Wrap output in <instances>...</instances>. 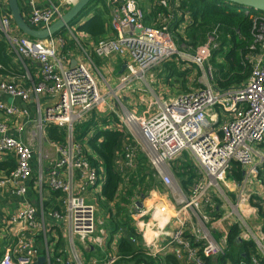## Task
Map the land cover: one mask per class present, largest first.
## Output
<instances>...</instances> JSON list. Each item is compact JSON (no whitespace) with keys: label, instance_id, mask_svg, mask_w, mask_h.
<instances>
[{"label":"built area","instance_id":"built-area-1","mask_svg":"<svg viewBox=\"0 0 264 264\" xmlns=\"http://www.w3.org/2000/svg\"><path fill=\"white\" fill-rule=\"evenodd\" d=\"M18 1L24 2L28 10L24 16L26 23L33 29L43 30L79 0H45L46 6L41 8L37 6L38 0ZM177 1L159 0L165 24L153 28L145 25L139 0H107L112 35L94 44L91 54L80 49L81 54L72 68L70 62L60 56V39L51 36L34 40L13 36L10 19L0 15V35L9 52L18 61L35 65L40 77L37 84L29 87L12 80H0V96L17 99L24 104L36 102L38 132H43L49 124L66 130L64 144H54L58 154L53 164L55 172L44 180L41 171L36 177L32 176L29 147L20 139L6 136L8 128L0 122V160L15 161L8 173L0 174V188L11 189L16 196H23L32 181V188L40 197L37 207L24 205L16 215L6 219V226L14 231V241L2 246L0 264H36L40 257L44 258L43 264H116L121 259L117 248L111 244L116 236L110 243L108 233L102 228L103 218H97V198L105 182L103 170L86 161L82 149L72 137L75 123L91 112L103 111V108L114 115L131 140V132L139 136L141 154L154 176L162 187L176 195V209L156 197L154 192L143 200L137 195L129 200L126 217L136 228V235L130 243L146 256L157 259V264L165 263L163 255L169 248L171 257L184 264H206L207 261L217 264L216 260L224 256L226 237L215 239L207 227L219 209L213 207V198L222 195L219 183H224L232 164L246 169L243 183L255 177L264 180L260 175L264 170V158L259 151V147L264 145V14L243 9L246 16L260 15L250 16L251 45L244 63L251 67V72L239 86L219 90L213 83L212 68L208 65L212 52L220 49L218 29L214 28L192 53L179 51L188 49L179 48L172 36L171 25L182 18L176 13ZM183 20L187 22L185 16ZM65 29L69 31L70 28L66 26ZM92 56L99 60L118 57L123 63L124 72L119 84L108 87L105 93L100 91V81L94 75L96 69L92 66ZM176 58L199 71L195 89L159 102L157 110L145 118L128 112L117 98L120 109L112 104L113 89H123L136 80H143L152 69ZM42 94L52 101L44 115L37 105ZM0 113L6 118L22 119L19 132L30 122L27 108L18 109L1 100ZM137 152L136 146L125 143L116 155V164L120 165L123 173L135 169ZM183 152L191 155L202 174L188 194L181 192L171 167ZM45 189L62 195L60 210H43ZM233 214L229 213L223 219L228 221ZM237 217L239 223L232 219L231 226L241 228L244 219ZM46 218L55 220L63 230L65 246L59 251L55 252L47 239ZM186 230L192 232L194 245L190 244ZM118 232L122 233L121 230ZM36 239L44 247L42 251L35 245ZM253 239L256 242L254 235ZM78 242L88 250L97 249L103 257L85 261ZM256 250L248 264H264V246ZM238 264L247 263L241 261Z\"/></svg>","mask_w":264,"mask_h":264},{"label":"trees","instance_id":"trees-1","mask_svg":"<svg viewBox=\"0 0 264 264\" xmlns=\"http://www.w3.org/2000/svg\"><path fill=\"white\" fill-rule=\"evenodd\" d=\"M106 2L107 0H91L77 17L68 24V28L75 27L76 33H83L91 37L96 44L100 39L106 37L108 32L111 33L109 8ZM146 2L149 4L148 8L145 9V6H140L144 13L145 25L153 28L163 26L165 24L162 19L164 10L159 7V0H146ZM176 13H179L182 18L171 25L173 40L179 48L190 49L188 52L192 53L196 47L206 40L208 34L214 28L218 29L220 49L213 55L216 57L217 53H222L223 60L221 62V59H219L218 62L227 64L228 67L225 71H216L215 86L217 89L235 88L247 80L251 67L244 63V59L247 57L248 48L251 45L250 16L260 15L251 14L246 16L244 11L238 10L235 6L221 0H178ZM184 16L187 18L185 23ZM66 34L67 29H62L53 36L62 41L60 56L64 58L68 56L69 51H75L78 47L73 40L67 38ZM13 58V55L7 49L6 43L0 37V80L6 81V77L16 74L18 76L23 75L21 70H15L16 65L13 63ZM160 66H163L164 73H162L161 80L164 84L174 87L175 82L181 83L182 89L187 86L191 75L189 68L183 70V66H180L175 60L163 62ZM190 68L195 69L192 66ZM196 74H199L197 70ZM110 123H112L113 129L107 128ZM117 124L118 121L112 114L100 119L94 112H91L86 119L73 125V141L80 146L82 155L92 167H101L103 170L105 182L101 188L100 197L102 199L98 197V203L102 205V208L104 205L108 206L110 203H115L113 204V208L116 207L115 213L109 209L106 215V211H103L104 225L102 228L108 233L109 242L113 240L118 230L122 231L117 247L121 259L116 264H157V259L146 256L142 250L130 243V240L136 234L131 226V220L126 217V212L129 200L133 196L144 195L152 188L159 189L161 184L139 150L135 169L126 173L120 170V167L116 164V155L122 151L125 143L133 144V142L131 137L127 136ZM44 131L49 142L57 145L64 144L66 140L64 127L49 124L45 126ZM13 167L2 164L0 171L8 173ZM171 167L173 178L178 181L180 189L185 194L190 193L193 185L202 178L201 171L187 152H183ZM230 169L235 181L240 182L241 169L239 165L232 164ZM125 179L126 182H124ZM45 190L50 197L48 201L43 203V210L45 212L60 210L62 195L49 189ZM249 200V205L256 210V214L261 221V233L264 235V207L260 199L255 196H252ZM213 202L218 204L216 198H213ZM119 203L124 204L123 209L120 208ZM214 218H219L218 213H215ZM187 238L189 240V236ZM226 239L225 254L216 260L217 264H238L241 261L248 264L250 257L257 253L254 242L240 240L238 226H231L228 229ZM189 242L194 245L192 240H189ZM59 247L60 241L54 245L55 252L61 250ZM164 264L181 263L175 258L167 256ZM206 264L214 263L207 261Z\"/></svg>","mask_w":264,"mask_h":264},{"label":"crops","instance_id":"crops-1","mask_svg":"<svg viewBox=\"0 0 264 264\" xmlns=\"http://www.w3.org/2000/svg\"><path fill=\"white\" fill-rule=\"evenodd\" d=\"M139 4H140V6L143 5L142 7L145 6L144 7L145 9L148 8V6H149V4L147 2L142 4L141 0L139 1ZM19 6H20V9L22 11V15L24 17L25 15H27L28 10L25 8L24 2L20 1ZM37 6L40 8L46 6V1L45 0H38ZM0 15L10 19L11 34L13 36H18V37L23 36L16 29L15 25L13 24L12 18H11L10 13H9L7 0H0ZM67 33H70L72 35V37H67V38L73 40L76 43V46H78L75 51H69L67 57H65V58L62 57L64 60L69 61L70 65H71V62L72 61L75 62L76 59L81 54L80 49H84L86 52L91 54L92 48H93L95 43L91 39V37H89L83 33H76L75 27H71L69 29V31L67 30ZM111 35L112 34L110 32H108L106 37H110ZM0 37H1V35H0ZM1 39H2V37H1ZM56 39L59 40V38H57V37H56ZM7 49L10 50L8 46H7ZM10 54H12V53H10ZM13 57H14L13 63L16 65L15 70L16 71L21 70L23 72V75L18 76L16 74L14 76L6 77L7 78L6 81L12 80V81L16 82L17 84H19L23 87H29L32 84L33 85L37 84L40 81L39 72H38L37 67H35V65L30 64L28 62L22 63V62L18 61L14 55H13ZM92 66H93V68L96 69V72H94L95 75L97 74L101 78V81L99 82V84H100V91L102 93H105L108 87L113 88L114 85H116L117 80H119L120 76L124 72L123 63L121 62L120 58H118V57H112V58L106 59V60H99V59L92 56ZM137 84H138L137 82H133L130 84L129 88H127V90H126L127 92H124V94L129 93L128 97L122 96V98H121L122 104H124L129 110H131L133 108V110H135L136 112L138 111V108L144 107V108H146V112L148 115L151 112L155 111L154 109H152V110L149 109V107L152 106L154 101L157 103L156 100L161 95H159L156 98L151 96L150 98L143 99V95L133 93L134 91L141 93V88L140 87L138 88ZM161 86L162 85L160 84V87ZM162 88H168V87L164 85V86H162ZM133 94H135L137 97L133 96ZM0 100L2 102H4L5 104L12 105L18 109H23V108L28 109V111L30 113V118H29L30 122L23 127V130L21 132L18 131L20 126L23 124V120L20 118H6L0 113V122L4 123L8 128V131L6 132V136L12 137L14 139H20L24 144H26L29 147V149H30L29 164H30V167L32 170V176L36 177L38 175L39 171H41V174L45 180L50 173L55 172L53 170V164L57 160L58 154L55 150L54 143H51L47 140L45 131L44 130H43V132L37 131L38 128L36 127V124H37L39 115L36 114V112H35L34 104H36V102H29L27 104H24L20 100L11 99V98L4 96V95L0 96ZM161 101H164V100H161ZM51 103H52V101L50 100V98L48 96L43 95V94L40 95L38 100H37V105L39 106L40 111H42V110L45 111V109L48 106H50ZM95 112H94V114L97 115V117L100 119H102L104 117H108L110 114V113L108 114L105 111H97L99 113H95ZM142 112H140V113H142ZM87 116L85 117V119L87 118ZM107 128L113 129L114 127H113L112 123H110V125H108ZM42 137H43V139H42ZM0 138H1V135H0ZM2 164H6V165H8V167H13V165L15 164V161L13 159H11L9 161H6L3 159V160H0V168L2 167ZM240 169H241V181L237 182V181H235V179L233 177L227 178L224 181V183H222L224 191L221 188H219L220 191L222 192V195H221L222 200H220L218 197L217 199H219L220 202L217 200L218 204H216L214 202V205H213L214 208L219 207V209L217 211L214 210L215 213H218L219 218H217V219L214 218L215 217V213H214L207 226L211 230L213 236H214V234L218 236L217 240H219V239L222 240V239H224V237H227L228 229L231 227L232 222L230 221V219L228 221H225L222 218V217L228 216V215H224L227 210L230 209L231 214H233L234 210H236V212H234V214L230 217L232 219H234L233 218L234 215L241 216L243 219H244V214L246 215V217L247 216L249 217L252 214L251 210L255 211V209L252 207H249L248 206L249 204L246 201H247V197L251 198L252 196L259 198L262 206L264 207V182H263L264 180L261 177L260 178L255 177V178H250L246 183H243V173H244V170H246V169L241 168V167H240ZM2 173H4V172L0 171V174H2ZM231 173H232V171L230 170L229 175H231ZM56 175H57V173H56ZM32 186H33V182L31 181L30 186L28 185V190H27L26 194L23 196H16L15 194H13L11 189L0 188V252H1V248L3 245H6V244L14 241L13 240L14 231H13V229L8 228L6 226V224H5L6 219L8 217H12V216L16 215L17 211L20 208H22L24 205L29 204V205L34 206V207L38 206V203L40 201V197H39V194H37L35 192V189L32 188ZM164 191L167 192L168 189L165 187H162L159 189L158 188H156V189L152 188L151 190L146 192L144 195H140V197H141L140 199L143 200L144 198H146V196L149 197V195L153 194V192H154L156 197H160L161 200H163L164 202L175 207V209L178 208L177 203L174 201L175 198L171 197V199L173 201V202H171L169 199H167V195L165 194ZM181 192H182V190H181ZM224 192L226 195H224ZM169 193L170 192H167V194H169ZM182 193L185 194L184 192H182ZM49 197L50 196L47 193V191L44 190V192H43L44 200L48 201ZM100 198L102 199V197H100ZM244 204L247 206V209L244 211L245 213L243 214L242 206ZM241 209H242V211L240 214ZM204 210H206V209H204ZM45 223H46V231H47L46 236L50 242V245L52 244V246L54 247V243L56 244L58 241H60V247L59 248L62 249L63 246H65L63 238H62V236H63L62 228L60 227V225L55 220H53L51 218H49V219L46 218ZM249 224H251V223L249 222ZM131 226L134 228V231H135L136 228H135L134 223H131ZM137 227H139L138 224H137ZM239 229H240V240H242L244 242H248L251 240L252 242H254L253 235H255L256 238L260 241L259 242L260 245L264 246V239H263L264 235H262L260 232V230H261V224L260 223L257 227L254 224H251V227L247 226L245 232H243L242 228H239ZM117 234L114 235V237L116 236L115 240L113 237L114 241L111 240V242L112 241L113 242L112 243L110 242L116 248L118 247V240L122 236V233L119 234V232H118ZM25 236L27 237L28 235L26 234ZM186 236H189V240H192L193 234L191 231L186 230ZM254 243L256 245V249H258V245L256 244V242H254ZM35 245L39 246L40 251H42L44 248L41 244L39 245V241L37 239L35 241ZM78 246L83 253V258L85 261L90 260L91 258L100 259L101 257H103L101 252H99L97 249L88 250V248L85 245L83 247L81 245V243H79V242H78ZM167 256H171V249L170 248L163 255L164 260H165V257H167ZM180 263L184 264V262H181V261H180Z\"/></svg>","mask_w":264,"mask_h":264},{"label":"rangeland","instance_id":"rangeland-1","mask_svg":"<svg viewBox=\"0 0 264 264\" xmlns=\"http://www.w3.org/2000/svg\"><path fill=\"white\" fill-rule=\"evenodd\" d=\"M142 1V4L143 3H145L146 2V0H141ZM67 35V37H72V35L70 34V33H67L66 34ZM190 50V49H189ZM189 50H179V51H184V52H187V53H191V52H188ZM217 51H219V50H217ZM217 51H214V52H212V54H211V58L209 59V62H208V65L213 69V75H212V77H213V83L215 84V79H216V71L217 70H223V71H225V69H227V67H228V65L227 64H220L218 61H219V59H221V62H222V53H217V55H216V57H214V55H213V53H215V52H217ZM175 60V62H178L179 64H180V66H183V70H187V68H189L188 70H190L191 71V75H190V78H189V81H188V83H187V86H185V87H183V89L181 88V83H177V82H175L174 83V87H172V86H169V85H166V84H164L163 83V81L161 80L162 79V73H164V71H163V66H157L156 68H154V69H152L150 72H148L147 74H146V76H145V78L143 79V80H136L135 82H137L138 84H137V86H138V88L140 87L141 88V93L140 92H137V91H134L133 93H135V94H139V95H143V99H146V98H150L151 96L152 97H158L159 95H161V96H159V98H157V103L154 101V103L152 104V106L151 107H149V109H154V110H157V108H158V106H159V102H161V100H166V99H170V98H173V97H175V96H177V95H179L180 93H184V92H186V91H189V90H192V89H195L196 87H197V82H198V80H199V78H200V75L199 74H196V68L194 67V66H192V67H194L195 69H192V68H190L191 66H190V64L189 63H186V62H184V61H181L179 58H176V59H174ZM198 71V70H197ZM199 72V71H198ZM95 75V74H94ZM95 77H96V79L98 80V81H101V78H100V76H98L97 74L95 75ZM116 84H119V81L117 80V83ZM160 84L162 85V86H167L168 88H162V86L160 87ZM115 86V85H114ZM129 86L130 85H127L125 88H123V89H113L112 91V93H114V95L112 94V104H115V105H117V107H118V109H120L119 107V102L122 104V101H121V98H122V96H127L128 97V94H124V92H127L126 90H127V88H129ZM135 94H133V96H135V97H137ZM116 98L118 99V101L116 100ZM154 98V99H155ZM123 105V107L128 111V112H133V113H135L136 115H138V116H140V117H146V115H147V112H146V108H144V107H141V108H138V111L136 112L135 110H133V108L131 109V110H129L124 104H122ZM103 111H105V108H103ZM143 111V112H142ZM95 112V111H94ZM106 112V111H105ZM140 112H142V113H140ZM95 113H99V112H95ZM41 114L42 115H44V111L42 110L41 111ZM120 124V123H119ZM119 124H117L118 126H119ZM121 125V124H120ZM121 130H123L124 131V133L128 136V132H126L125 130H124V128L122 127V125H121ZM131 135H132V142H133V144L136 146V148H137V150H139L140 151V153H141V140H140V138H139V136L137 135V134H135V133H133V132H131ZM129 138V137H128ZM42 139H43V137H42ZM255 149H258L256 146L254 147ZM259 151H260V155H261V157L262 158H264V145H262V146H260L259 147ZM173 163L174 162H172V166H173ZM117 165H119V164H117ZM120 166V165H119ZM262 173L260 174L262 177H264V170H262L261 171ZM230 173V172H229ZM229 173L226 175V179L227 178H232V175H229ZM157 179V178H156ZM175 180V182L177 183V184H179L178 183V181L176 180V179H174ZM264 182V181H263ZM219 187L224 191V188H223V185H222V183H219ZM161 188H162V186H161ZM165 192V194L167 195V199H169L171 202H173L172 201V199H171V197L172 198H176V195L175 194H172V192H170L169 194H167V192H169V190L166 192V191H164ZM224 195H226L225 194V192H224ZM137 197L138 198H140V195H137ZM217 197H219V199L220 200H222V196H220V195H217ZM101 199V198H100ZM217 199V198H216ZM219 199H217L218 201H219ZM249 201L250 200H247L246 202L249 204ZM220 202V201H219ZM104 204V203H103ZM113 204H115V203H113ZM113 204L112 203H110L108 206H106V205H104V207L102 208V205L100 204V203H98V212H97V218H103L102 216H103V211H106L105 212V214L107 213V212H109V209H111V210H113V213H115L116 212V207L114 206V208H113ZM222 204V203H221ZM235 204V203H234ZM119 206H120V208L121 209H123V206H124V204H122V203H119ZM249 207H251L250 205H248ZM242 208H243V214L245 213L244 211L247 209V206L244 204L243 206H242ZM239 210V209H238ZM241 211H242V209L240 210V214H241ZM252 212V214L248 217H246V215L244 214V224H242V230H243V232H245V230H246V227L248 226V227H251V224H254L256 227L259 225V223H261V221H260V219L258 218V216H257V214L256 213H254V211L253 210H251ZM229 213H231V211H230V209L229 210H227L226 211V213L224 214V215H228ZM107 215V214H106ZM105 218V217H104ZM222 218H224V217H222ZM233 218L238 222L239 221V219H238V217L237 216H233ZM232 220V218H230V221ZM249 222L251 223V224H249ZM239 223V222H238ZM208 227V226H207ZM214 237L216 238V239H218V236L217 235H215L214 234ZM254 237H255V239H256V242H258L259 243V241H257L258 239L256 238V236L254 235ZM258 247L261 249V246H260V244L258 245Z\"/></svg>","mask_w":264,"mask_h":264},{"label":"water","instance_id":"water-1","mask_svg":"<svg viewBox=\"0 0 264 264\" xmlns=\"http://www.w3.org/2000/svg\"><path fill=\"white\" fill-rule=\"evenodd\" d=\"M91 0H79L73 4L65 14L57 19L48 29L36 30L31 28L25 21L18 0H7L8 9L12 18L13 24L16 29L25 37L34 40H44L48 37H53L55 34L65 29L68 24L77 17L81 10ZM228 4H231L240 9H248L251 11H257L264 14V0H221ZM75 62L72 61L70 67L72 68ZM141 207L140 203L136 204ZM44 258L40 257L37 259L36 264H43Z\"/></svg>","mask_w":264,"mask_h":264},{"label":"bare ground","instance_id":"bare-ground-1","mask_svg":"<svg viewBox=\"0 0 264 264\" xmlns=\"http://www.w3.org/2000/svg\"><path fill=\"white\" fill-rule=\"evenodd\" d=\"M242 11H244L243 9H241Z\"/></svg>","mask_w":264,"mask_h":264}]
</instances>
